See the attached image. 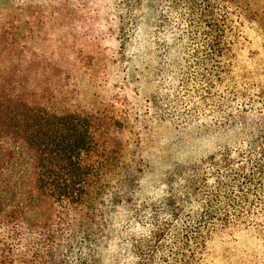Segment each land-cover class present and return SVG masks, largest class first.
Instances as JSON below:
<instances>
[{
	"label": "trees",
	"instance_id": "16d2710c",
	"mask_svg": "<svg viewBox=\"0 0 264 264\" xmlns=\"http://www.w3.org/2000/svg\"><path fill=\"white\" fill-rule=\"evenodd\" d=\"M137 3L0 0L7 15L0 21V264H104L105 257L112 264H208L219 237H264V93L225 83L246 7L157 0L175 39L190 45V66L176 58L167 71L186 81L202 75L208 95L204 113H190L187 123L197 154L173 169L156 201L138 205L134 195L147 165L131 159L140 137L129 118L102 101L75 104L61 79L39 76L61 70L29 43L45 25L66 18L88 24L94 45L79 50L76 62L115 64ZM128 204L136 205L132 220L116 228L115 208Z\"/></svg>",
	"mask_w": 264,
	"mask_h": 264
},
{
	"label": "rangeland",
	"instance_id": "374dc122",
	"mask_svg": "<svg viewBox=\"0 0 264 264\" xmlns=\"http://www.w3.org/2000/svg\"><path fill=\"white\" fill-rule=\"evenodd\" d=\"M235 1L246 7L251 17H244L240 10L241 37L233 47L231 71L225 83L236 85L240 93H264V0ZM163 8L157 0H138L130 38L122 49L123 55L116 54L115 64L100 59L87 61L80 67L75 54L92 49L94 44L86 31L88 24L80 28L77 19L48 23L34 41H29L34 49L60 66L61 70L51 78L48 74L39 76L58 83L61 79L66 94L72 96L69 100L85 106L102 101L129 118L134 137H140L131 159H141L147 165L141 188L134 193L138 205L159 199L167 190L166 180L173 169L196 156L197 150L193 148L196 138L187 123L193 118L190 113L196 110L204 113L208 95L200 90L202 75L186 81L167 71V64L176 62V58H184L181 66H190V45L182 47L175 39V28L171 27ZM6 17L0 5V21ZM104 44L108 45L109 41ZM188 73H183V77H188ZM116 95L121 97V104L115 101ZM135 206L115 208L112 219L116 228L128 227L126 221L132 220ZM140 228L136 226L133 233H138ZM206 260L208 264H264V237L249 233L219 237L210 245ZM104 264H112L110 258L105 257Z\"/></svg>",
	"mask_w": 264,
	"mask_h": 264
}]
</instances>
